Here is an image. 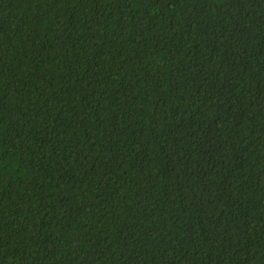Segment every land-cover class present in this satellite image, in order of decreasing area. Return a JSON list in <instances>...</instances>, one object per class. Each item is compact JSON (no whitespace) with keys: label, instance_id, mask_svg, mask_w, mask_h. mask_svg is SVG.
<instances>
[{"label":"trees","instance_id":"obj_1","mask_svg":"<svg viewBox=\"0 0 264 264\" xmlns=\"http://www.w3.org/2000/svg\"><path fill=\"white\" fill-rule=\"evenodd\" d=\"M0 264H264V0H0Z\"/></svg>","mask_w":264,"mask_h":264}]
</instances>
